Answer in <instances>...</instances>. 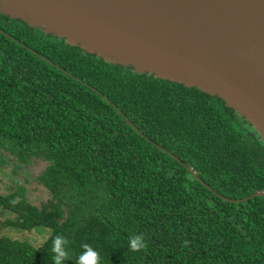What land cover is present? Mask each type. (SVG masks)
<instances>
[{"label":"trees","instance_id":"1","mask_svg":"<svg viewBox=\"0 0 264 264\" xmlns=\"http://www.w3.org/2000/svg\"><path fill=\"white\" fill-rule=\"evenodd\" d=\"M36 158L50 197L16 182L0 226L48 236L0 234V264H264V196L247 198L264 189V137L249 121L0 12V168Z\"/></svg>","mask_w":264,"mask_h":264},{"label":"water","instance_id":"2","mask_svg":"<svg viewBox=\"0 0 264 264\" xmlns=\"http://www.w3.org/2000/svg\"><path fill=\"white\" fill-rule=\"evenodd\" d=\"M0 12L217 95L264 137V0H0Z\"/></svg>","mask_w":264,"mask_h":264},{"label":"rangeland","instance_id":"3","mask_svg":"<svg viewBox=\"0 0 264 264\" xmlns=\"http://www.w3.org/2000/svg\"><path fill=\"white\" fill-rule=\"evenodd\" d=\"M46 164V161L36 158L14 171L15 164L11 161L8 166L0 168V193L14 189L15 183L21 182L26 188V197L34 204L41 205L50 197L49 190L39 179ZM1 219L4 220L5 217ZM0 234H9L15 238H28L36 244L42 243L48 236L46 230L18 231L7 226H0Z\"/></svg>","mask_w":264,"mask_h":264}]
</instances>
